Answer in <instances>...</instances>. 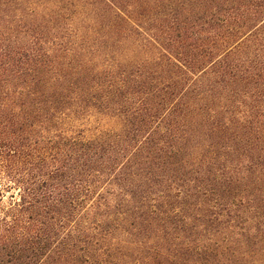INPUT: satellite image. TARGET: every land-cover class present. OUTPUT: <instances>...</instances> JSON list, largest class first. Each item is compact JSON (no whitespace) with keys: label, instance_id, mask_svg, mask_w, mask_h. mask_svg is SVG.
<instances>
[{"label":"trees","instance_id":"obj_1","mask_svg":"<svg viewBox=\"0 0 264 264\" xmlns=\"http://www.w3.org/2000/svg\"><path fill=\"white\" fill-rule=\"evenodd\" d=\"M0 181V264H264V0H0Z\"/></svg>","mask_w":264,"mask_h":264},{"label":"rangeland","instance_id":"obj_2","mask_svg":"<svg viewBox=\"0 0 264 264\" xmlns=\"http://www.w3.org/2000/svg\"><path fill=\"white\" fill-rule=\"evenodd\" d=\"M3 183H2V181H0V190H1V193H2V198H1V204H4V205H7V203L9 202V200H10V193L9 192H5L4 193V191H3Z\"/></svg>","mask_w":264,"mask_h":264}]
</instances>
